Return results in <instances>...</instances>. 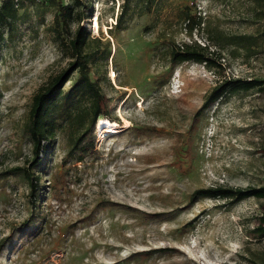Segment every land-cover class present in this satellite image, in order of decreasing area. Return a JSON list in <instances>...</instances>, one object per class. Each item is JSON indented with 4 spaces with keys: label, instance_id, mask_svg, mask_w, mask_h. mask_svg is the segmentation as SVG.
Masks as SVG:
<instances>
[{
    "label": "rangeland",
    "instance_id": "rangeland-1",
    "mask_svg": "<svg viewBox=\"0 0 264 264\" xmlns=\"http://www.w3.org/2000/svg\"><path fill=\"white\" fill-rule=\"evenodd\" d=\"M16 1L25 14L0 24V264H264L254 230L264 198H192L201 187L264 184V83L201 109L222 80L264 81V0H130L120 25L124 0ZM59 3L110 41L90 68L106 119L121 126L95 124L71 152L65 124L33 166V198L16 167L32 160L33 96L71 57L50 28ZM184 9L203 20L192 34ZM210 31L258 45L251 55L220 47ZM192 40L210 44L215 66L172 61L171 48Z\"/></svg>",
    "mask_w": 264,
    "mask_h": 264
},
{
    "label": "trees",
    "instance_id": "trees-1",
    "mask_svg": "<svg viewBox=\"0 0 264 264\" xmlns=\"http://www.w3.org/2000/svg\"><path fill=\"white\" fill-rule=\"evenodd\" d=\"M151 0H145L149 3ZM121 5V4H120ZM122 9L117 15L116 25H120L128 12L130 0H124ZM136 6V5H135ZM20 5L16 0H0V24H6L17 20L23 13H19ZM182 20L190 34L194 29L202 28V17L195 16L188 9H184ZM85 17L83 10H76L74 5L59 3L54 14L51 30L56 33L61 40L64 50L71 56L68 66L57 74L53 75L34 94L29 116L26 123V130L32 142V160L29 165L17 166L22 171L30 185V196L36 197L40 189V179L35 174L33 166L39 163L45 151L46 142L56 136L59 129L65 124L69 127L70 151L78 149L81 142L89 130L95 124L106 129L120 127L117 122H109L108 109L102 93L101 87L96 79L91 75V61L97 55L107 56L110 52V41H104L100 35H92L88 27L81 21ZM77 21L75 28L71 24ZM209 38L213 44L223 47L225 44H235L243 47L251 55L257 46L254 36L240 34H229L221 31H210ZM264 37V32H263ZM210 44H201L196 40L175 44L171 48V59L173 62L181 63L186 60L204 61L207 66L212 67L217 63L209 53ZM75 72L79 76L75 83L65 89V84L70 80ZM264 81L252 79L243 82L241 79H225L218 83L206 97L201 109L209 103L218 99L228 91H235L241 87L249 88L260 85ZM264 90V86L261 87ZM105 117V118H99ZM226 197L234 200H241L247 197L264 198V184L252 185L248 187L232 186H211L201 187L194 190L192 198ZM259 237H264V217L254 228ZM4 241L0 242V247L4 246Z\"/></svg>",
    "mask_w": 264,
    "mask_h": 264
},
{
    "label": "bare ground",
    "instance_id": "bare-ground-1",
    "mask_svg": "<svg viewBox=\"0 0 264 264\" xmlns=\"http://www.w3.org/2000/svg\"><path fill=\"white\" fill-rule=\"evenodd\" d=\"M95 21L97 22V17H96ZM97 23H98V22H97Z\"/></svg>",
    "mask_w": 264,
    "mask_h": 264
}]
</instances>
